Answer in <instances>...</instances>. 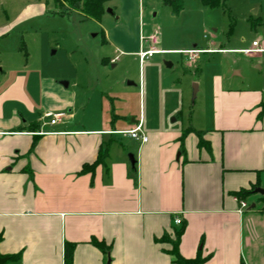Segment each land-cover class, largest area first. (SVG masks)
Segmentation results:
<instances>
[{"label":"crops","instance_id":"0c3cea01","mask_svg":"<svg viewBox=\"0 0 264 264\" xmlns=\"http://www.w3.org/2000/svg\"><path fill=\"white\" fill-rule=\"evenodd\" d=\"M24 2L13 23L0 25V40L22 16L45 11L44 4ZM5 3L0 0V16ZM251 6H257V16L247 21L257 22L250 28L258 38L236 48L213 41L204 49L242 54L246 83L216 76L203 113L193 115L188 126L147 115L142 84L134 110L113 88L100 89L95 98L89 88L69 94L71 81L64 86L46 78L45 90L37 92L34 75L25 72L0 81V254H21L5 264H64L66 242L75 244L73 264H107L94 238L110 246L111 264H175L172 243L161 238L175 239L182 226L183 256L208 257L203 264H246L243 249L252 244L249 232L259 220L249 218L246 228V208L240 211L237 193L249 191L241 199L246 202L259 194V201L262 194L254 189L264 188V1ZM146 45L140 39L130 55L139 59ZM250 47L260 50L241 51ZM152 58L144 65L139 59L140 67L151 65ZM40 96L57 103L47 110L66 109V117L47 124L35 112ZM94 98L101 107L92 120L77 119L76 105L85 110L95 105ZM138 124L147 142L124 144L115 137H130L122 131ZM101 147L108 148V156L92 172L81 173Z\"/></svg>","mask_w":264,"mask_h":264},{"label":"rangeland","instance_id":"374dc122","mask_svg":"<svg viewBox=\"0 0 264 264\" xmlns=\"http://www.w3.org/2000/svg\"><path fill=\"white\" fill-rule=\"evenodd\" d=\"M24 1L6 0L0 25L13 23ZM30 1L44 4L45 11L28 19L22 16V20L10 27L6 38L0 40L3 69L0 81L25 72L34 75L37 92L45 90L43 79L46 78L54 83L71 81V86L65 89L69 94L89 88L95 98L100 89L113 88L124 93L120 99L130 103L134 110L138 109L142 84L147 115H158L163 121L169 119L180 127L190 125L193 115L203 113L207 92L216 76L223 77L226 83L242 84L246 83L247 73L245 57L239 53L204 52L190 61L182 52L194 45L206 49L213 41L217 47L225 48L251 43L260 36L247 21L250 15L257 16V6L251 5L264 0H226L231 16L224 14L222 8L204 6L200 0H183V9L178 13L163 0H108L100 20L59 7L55 0ZM155 30L158 47L164 52L156 53L153 63L142 69L138 57L130 52L139 49L141 35L149 37ZM253 72L257 71L253 69ZM199 82L200 91L193 96L194 84ZM95 98V105L85 110L79 103L76 105L73 112L77 119L89 118L96 109L100 110ZM56 105L48 96H40L35 112L42 117L46 107ZM51 111L67 112L66 109ZM148 120L149 117L147 123ZM115 137L124 144L136 142L120 134ZM255 195L248 197L249 206L245 209L246 228H250L249 218L259 220L249 232L252 244L243 249L246 264H264V212ZM252 203H256L253 208Z\"/></svg>","mask_w":264,"mask_h":264},{"label":"trees","instance_id":"16d2710c","mask_svg":"<svg viewBox=\"0 0 264 264\" xmlns=\"http://www.w3.org/2000/svg\"><path fill=\"white\" fill-rule=\"evenodd\" d=\"M59 7L66 8L69 10H77L82 12L83 14L92 17L94 19L100 20L105 12V4L108 0H55ZM204 6L211 8H222L223 13H228L231 16L230 11L228 10L226 0H200ZM166 5H169L173 8L175 13L180 12L183 9V0H163ZM235 23V22H234ZM234 23H232L231 28H233ZM250 23L253 26L257 23L254 20H250ZM264 112V102H262V110ZM103 146V145H102ZM108 148L101 147L98 153L97 159L92 163H85L82 167L81 173L92 172L95 167L104 161V159L108 156ZM249 191H242L237 193L238 199H243ZM259 202L262 204V211L264 212V194L260 195ZM256 206V203H253ZM252 205V204H251ZM250 205V206H251ZM185 226H182L180 229L175 231L176 238L170 239L166 235L163 236L162 240H167L172 243V250L170 254L172 256V261L175 264H203L208 257H203L202 255H198L194 258H187L180 253L179 250V239L183 234ZM92 242L102 250L108 258L110 257V246H108L104 241H99L97 239H92ZM74 243L66 242L64 248L65 254V262L64 264H73V252H74ZM8 260L20 258L21 254H12L7 255ZM242 264H245L242 262Z\"/></svg>","mask_w":264,"mask_h":264},{"label":"built area","instance_id":"2783aa9c","mask_svg":"<svg viewBox=\"0 0 264 264\" xmlns=\"http://www.w3.org/2000/svg\"><path fill=\"white\" fill-rule=\"evenodd\" d=\"M142 39V43L143 42H147L146 47H142L141 50L138 53L140 62L142 65L150 63L151 58L158 52H164L163 50H161L158 45H159V37H157V30H155L154 34H152L149 37H141ZM259 42L258 41H254L253 42V46H258ZM260 50L258 48H245L242 49L241 51L245 54L251 55L253 54L255 51ZM206 50L202 49V48H192V49H188L185 50L184 54L188 55V59L190 61H195L199 54L202 52H205ZM115 59H113L112 61H114ZM66 112H53V111H45L43 113V119L45 120V122L47 124H51L54 125L58 122H60L62 120V118L66 117ZM122 133L124 135L130 136L132 139H135L137 141H141V142H147L148 141V136L143 132L142 130V126L141 124L136 125L134 128L129 129V130H123ZM240 202V211L242 209H245L249 206L248 202L244 201V200H239ZM175 222L177 224H180L182 222L180 217H176L175 218Z\"/></svg>","mask_w":264,"mask_h":264},{"label":"water","instance_id":"95a60500","mask_svg":"<svg viewBox=\"0 0 264 264\" xmlns=\"http://www.w3.org/2000/svg\"><path fill=\"white\" fill-rule=\"evenodd\" d=\"M109 11H111V10L109 9ZM168 65L171 66L172 64L171 63H168ZM1 70H2V68L0 67V71ZM59 83L60 84H63L64 86H68V81L60 80ZM197 90H198V85L197 84H194L193 96L196 95ZM128 158H129V160H130V162L132 164V167H135V165H136V158H135L134 153L133 152H130L128 154ZM254 192L264 194V188L257 187V188L254 189ZM254 205L255 204H252V207H254ZM8 259H9L8 256H2L0 254V264H5L8 261ZM107 264H111V258L110 257L108 258Z\"/></svg>","mask_w":264,"mask_h":264}]
</instances>
